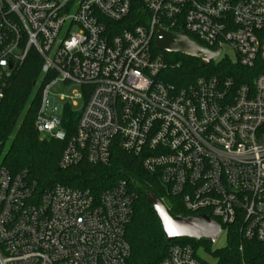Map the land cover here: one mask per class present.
I'll return each mask as SVG.
<instances>
[{
	"label": "built area",
	"instance_id": "obj_1",
	"mask_svg": "<svg viewBox=\"0 0 264 264\" xmlns=\"http://www.w3.org/2000/svg\"><path fill=\"white\" fill-rule=\"evenodd\" d=\"M141 3L132 25V0H0V104L12 75L36 54L42 87L34 127L41 139L65 141L61 168L104 165L116 145L190 215L214 219L226 237L237 231L264 244V0ZM158 30L217 47L215 61L228 46L245 75L240 82L202 75L181 88L163 82ZM57 82L82 87L70 134L67 104L44 115ZM133 201L124 180L97 197L62 184L37 193L0 162V264H126ZM159 264L207 263L173 243Z\"/></svg>",
	"mask_w": 264,
	"mask_h": 264
},
{
	"label": "trees",
	"instance_id": "obj_2",
	"mask_svg": "<svg viewBox=\"0 0 264 264\" xmlns=\"http://www.w3.org/2000/svg\"><path fill=\"white\" fill-rule=\"evenodd\" d=\"M143 12L141 0H132L130 19L132 25L138 24ZM189 38L200 44L193 36ZM160 53L165 67L159 79L174 86L185 87L199 76L220 75L240 82L246 70L237 62L223 58L199 68V60L181 54ZM41 61L30 53L20 69L12 75L0 104V162L12 175L22 174L26 181L41 193L62 184L71 188L88 190L97 197L102 191L113 187L118 181H126L134 194L132 213L125 228V240L130 254L126 264H159L165 257L168 247L173 243L186 244L195 251L199 247L218 258L219 264H264V244L243 239L237 231H230L226 245L212 251L207 240L179 238L167 241L152 206L146 195L151 193L163 199L169 213L173 216L190 215L178 198L171 197L156 175L146 172L140 159L127 154L118 146H113L109 161L104 164H89L85 161L68 168L59 166V158L65 141L39 139L34 122L41 99L42 81ZM77 114L68 106L64 108V127L72 133ZM241 247V249H240Z\"/></svg>",
	"mask_w": 264,
	"mask_h": 264
},
{
	"label": "water",
	"instance_id": "obj_3",
	"mask_svg": "<svg viewBox=\"0 0 264 264\" xmlns=\"http://www.w3.org/2000/svg\"><path fill=\"white\" fill-rule=\"evenodd\" d=\"M153 45L157 51L198 59L199 68L206 67L210 62L215 61L219 52L217 47L210 50L199 45L184 32L175 34L158 30L154 36ZM146 200L152 206L160 228L169 242L179 238H187L196 241L207 240L213 244L220 234V224L204 214L173 217L160 198L148 193Z\"/></svg>",
	"mask_w": 264,
	"mask_h": 264
},
{
	"label": "rangeland",
	"instance_id": "obj_4",
	"mask_svg": "<svg viewBox=\"0 0 264 264\" xmlns=\"http://www.w3.org/2000/svg\"><path fill=\"white\" fill-rule=\"evenodd\" d=\"M225 56L233 60L234 59V53L228 46H223L221 55L218 60H221L225 58ZM41 77H39L37 81V86L41 82ZM82 93V87L78 84L71 83H63V82H57L55 83L49 90L48 96L53 98V107H47L44 115L46 117L53 116L56 112L55 109L58 105L65 106L68 105L69 109L73 112L78 114L81 106L83 98H78L79 94ZM74 103V104H73ZM39 139H41L39 137ZM43 140V139H41ZM1 160V158H0ZM226 245V236L224 233H221L216 241L211 244L212 251L216 249H220ZM197 255L199 258L204 261L207 264H217L218 258L213 256L212 254L206 252L203 248L199 247L197 249Z\"/></svg>",
	"mask_w": 264,
	"mask_h": 264
}]
</instances>
